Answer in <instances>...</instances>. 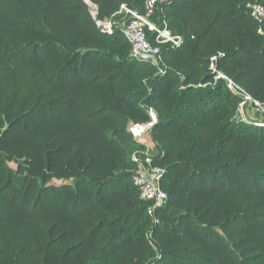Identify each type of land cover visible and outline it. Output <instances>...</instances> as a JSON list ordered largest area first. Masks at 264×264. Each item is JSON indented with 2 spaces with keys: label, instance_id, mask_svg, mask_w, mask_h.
Wrapping results in <instances>:
<instances>
[{
  "label": "trees",
  "instance_id": "trees-1",
  "mask_svg": "<svg viewBox=\"0 0 264 264\" xmlns=\"http://www.w3.org/2000/svg\"><path fill=\"white\" fill-rule=\"evenodd\" d=\"M144 1L0 0V264H264V116L242 118L215 79L264 105L246 8L264 0H160L151 21L183 38L160 46L164 73L118 26ZM149 109L157 207L133 185L145 146L127 130Z\"/></svg>",
  "mask_w": 264,
  "mask_h": 264
},
{
  "label": "built area",
  "instance_id": "built-area-1",
  "mask_svg": "<svg viewBox=\"0 0 264 264\" xmlns=\"http://www.w3.org/2000/svg\"><path fill=\"white\" fill-rule=\"evenodd\" d=\"M160 0H145L143 11L138 12L128 9L122 5L117 12L121 15L120 28L121 33L126 38L131 46L130 57L135 60L149 62L157 66L160 73L165 72L163 59L161 56V45H168L171 48H179L183 44V38L174 35L165 25L158 26L151 21V17L155 14L157 4ZM89 11L94 18L97 28L101 33L111 34L116 25L113 20L101 21L97 18L96 6L86 1ZM249 16L260 25L258 32L264 35V4L263 3H247L246 5ZM148 32L154 34L155 45L148 39ZM220 54L212 56L210 59L209 68L215 72L214 63ZM216 78H223L227 81L228 87L239 91L244 100L240 104L239 114H242L245 103L254 102L252 98L241 90L233 81L225 77L221 73H217ZM253 104H257L254 102ZM149 120L144 123H131L127 130L131 137L145 146L143 152L134 153L133 161L136 163V169L132 176L133 185L138 189L140 198L146 201L153 202V206H160L167 199L166 193L160 187V182L163 176V169L154 164L153 154L150 152L151 147L145 143L146 139L150 138V131L157 121L156 114L153 109L148 110ZM245 118L244 114L241 115ZM152 210L149 209V213Z\"/></svg>",
  "mask_w": 264,
  "mask_h": 264
},
{
  "label": "rangeland",
  "instance_id": "rangeland-1",
  "mask_svg": "<svg viewBox=\"0 0 264 264\" xmlns=\"http://www.w3.org/2000/svg\"><path fill=\"white\" fill-rule=\"evenodd\" d=\"M256 103H257L256 105L254 104L253 106H250V107L244 106V110H243L242 114H240V116L243 114L245 117L248 116V118H250L249 117L250 115L253 116V118H261L262 116H264V105L257 102V101H256ZM241 117H243V116H241ZM145 143L151 147L150 152L154 155L155 148H154V144L151 141V139L150 138L146 139ZM11 166L15 167V165H11Z\"/></svg>",
  "mask_w": 264,
  "mask_h": 264
}]
</instances>
